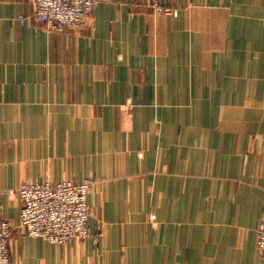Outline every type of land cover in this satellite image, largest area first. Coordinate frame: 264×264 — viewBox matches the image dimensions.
<instances>
[{
    "label": "crops",
    "instance_id": "obj_1",
    "mask_svg": "<svg viewBox=\"0 0 264 264\" xmlns=\"http://www.w3.org/2000/svg\"><path fill=\"white\" fill-rule=\"evenodd\" d=\"M159 3L97 0L55 33L0 0L10 264H264V0ZM84 177L87 239L24 232L21 183Z\"/></svg>",
    "mask_w": 264,
    "mask_h": 264
},
{
    "label": "built area",
    "instance_id": "obj_2",
    "mask_svg": "<svg viewBox=\"0 0 264 264\" xmlns=\"http://www.w3.org/2000/svg\"><path fill=\"white\" fill-rule=\"evenodd\" d=\"M97 0H32L35 20L46 30L55 33L77 30L82 27ZM157 13H169L159 0H150ZM22 17L19 20L22 21ZM95 180L84 177L78 182H23L15 194L21 201L20 226L34 238L51 244L63 245L73 239L89 235L88 195ZM10 224L0 218V264H10L9 244L12 239ZM257 249L264 258V204L257 229Z\"/></svg>",
    "mask_w": 264,
    "mask_h": 264
},
{
    "label": "rangeland",
    "instance_id": "obj_3",
    "mask_svg": "<svg viewBox=\"0 0 264 264\" xmlns=\"http://www.w3.org/2000/svg\"><path fill=\"white\" fill-rule=\"evenodd\" d=\"M92 191H93V190H92ZM91 193H92V192H91ZM91 193H90V194H91ZM90 194H89V195H90ZM88 206H89V203H88ZM89 210H90V206H89ZM90 212H91V211H90ZM90 212H89V216H90ZM89 216H88V218H89ZM88 237H89V235H88L85 239H87ZM85 239H78V240H80V241L82 242V241H84Z\"/></svg>",
    "mask_w": 264,
    "mask_h": 264
}]
</instances>
